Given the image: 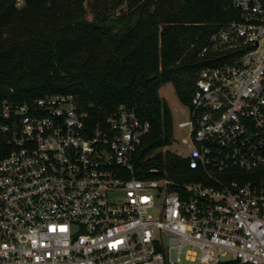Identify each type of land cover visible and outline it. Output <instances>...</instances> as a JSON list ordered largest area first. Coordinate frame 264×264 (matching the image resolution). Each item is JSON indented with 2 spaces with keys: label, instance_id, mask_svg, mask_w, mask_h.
Returning a JSON list of instances; mask_svg holds the SVG:
<instances>
[{
  "label": "built area",
  "instance_id": "built-area-1",
  "mask_svg": "<svg viewBox=\"0 0 264 264\" xmlns=\"http://www.w3.org/2000/svg\"><path fill=\"white\" fill-rule=\"evenodd\" d=\"M231 6L197 52L186 154L142 153L150 123L124 104L2 102L0 264H264V0Z\"/></svg>",
  "mask_w": 264,
  "mask_h": 264
},
{
  "label": "trees",
  "instance_id": "trees-1",
  "mask_svg": "<svg viewBox=\"0 0 264 264\" xmlns=\"http://www.w3.org/2000/svg\"><path fill=\"white\" fill-rule=\"evenodd\" d=\"M0 0V112L47 92H72L94 121L119 104L150 123L142 153L173 140L171 112L158 89L173 85L188 106L197 52L233 18L231 0ZM46 53V54H45ZM9 150L0 135V159ZM160 153L153 159H161ZM164 159L188 172L183 159Z\"/></svg>",
  "mask_w": 264,
  "mask_h": 264
},
{
  "label": "rangeland",
  "instance_id": "rangeland-1",
  "mask_svg": "<svg viewBox=\"0 0 264 264\" xmlns=\"http://www.w3.org/2000/svg\"><path fill=\"white\" fill-rule=\"evenodd\" d=\"M18 2V3H17ZM84 7H85V18L87 20L92 19V0H84ZM22 5V2L19 0L16 1V6L19 7ZM46 54V53H45ZM158 94L160 98L166 103L169 107L171 112V119H172V130H173V138L175 139L174 142L169 146L173 150H177L186 154L188 152L189 147L188 144V132L189 127H179L178 124L180 122L188 121V108L187 105L183 104L178 97L176 96L173 85L170 82H166L160 86L158 89ZM185 142V145L182 142ZM160 205V200L156 201L157 208ZM153 215L157 214L158 211L154 210L151 211Z\"/></svg>",
  "mask_w": 264,
  "mask_h": 264
}]
</instances>
